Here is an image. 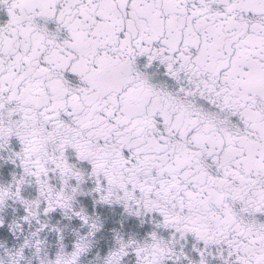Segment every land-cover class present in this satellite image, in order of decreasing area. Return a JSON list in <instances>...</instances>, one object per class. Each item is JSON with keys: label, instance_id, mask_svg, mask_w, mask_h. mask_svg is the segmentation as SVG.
Segmentation results:
<instances>
[{"label": "snow or ice", "instance_id": "snow-or-ice-1", "mask_svg": "<svg viewBox=\"0 0 264 264\" xmlns=\"http://www.w3.org/2000/svg\"><path fill=\"white\" fill-rule=\"evenodd\" d=\"M0 264H264V0H0Z\"/></svg>", "mask_w": 264, "mask_h": 264}]
</instances>
